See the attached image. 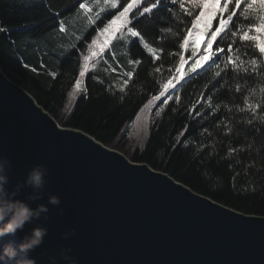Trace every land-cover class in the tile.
<instances>
[{"label": "trees", "instance_id": "trees-1", "mask_svg": "<svg viewBox=\"0 0 264 264\" xmlns=\"http://www.w3.org/2000/svg\"><path fill=\"white\" fill-rule=\"evenodd\" d=\"M84 1L0 0V26L6 30L0 33L4 74L27 90L61 126L82 130L131 161L167 173L224 206L264 216V76L234 79L229 72L223 83L215 77L214 67L207 68L196 79L192 76L168 87L165 96L171 94V99L167 104L162 97L146 109L148 100L159 95V85L167 83L170 70L172 76L179 74L175 71L179 56L172 54L181 51L179 33L173 34L178 21L169 18L165 4L152 20L137 24L145 41L156 49L155 56L133 38L126 50L141 63L126 65L132 76L123 77L103 63L101 69L86 74L75 96L79 91H73L75 81L83 58L89 55L88 45L93 39L100 42L101 36L97 38L93 27L87 41L61 55L51 35ZM250 22H256L254 16ZM248 23L241 19L237 27L246 29ZM194 35L183 50L186 61ZM196 48L199 55L203 48ZM245 50L258 61L264 59L254 48ZM245 97L256 106L255 116L247 110ZM161 107L164 110L156 116Z\"/></svg>", "mask_w": 264, "mask_h": 264}, {"label": "water", "instance_id": "water-1", "mask_svg": "<svg viewBox=\"0 0 264 264\" xmlns=\"http://www.w3.org/2000/svg\"><path fill=\"white\" fill-rule=\"evenodd\" d=\"M75 132L105 147L82 130L61 126L0 67V158L12 165L7 191L15 192L33 167L43 165L42 199L28 201V188L15 199L49 209L0 238V247L19 245L41 226L47 235L30 253L36 264L53 257L64 264V249L76 264H264V216L224 206L116 149L101 152ZM49 195L60 205L48 204Z\"/></svg>", "mask_w": 264, "mask_h": 264}, {"label": "snow or ice", "instance_id": "snow-or-ice-1", "mask_svg": "<svg viewBox=\"0 0 264 264\" xmlns=\"http://www.w3.org/2000/svg\"><path fill=\"white\" fill-rule=\"evenodd\" d=\"M118 4L121 5L122 10H118L112 15V18L99 30L97 38L113 32L114 26L119 22L124 27L121 37H124L126 32L127 37L139 38L138 43L148 53L155 56L156 49L150 47L149 43L145 41V37L141 29L137 27V24L142 19L152 20L156 11L161 10L162 6L166 4L167 6L163 10L167 12L169 18L178 21L177 32L173 34L179 33L178 48L181 51L172 53L179 56V64L175 66L177 73L180 72V67L187 63L183 50L186 45H190L191 37L201 31L202 27L206 33V40L201 45L203 51L198 55L197 48L190 46L191 55L189 59L191 60V65L189 72L196 73L192 79H196L199 76L197 72L198 66L202 69L204 67H214L216 69L215 77L220 78L223 83L227 82L229 72L233 74L234 79L241 75L264 76V59L258 61L254 56H250L249 51L245 50L254 48L258 50L260 57L264 58V0H123L122 4L121 0H103V5H101L100 0H96L91 6L86 2L80 3L79 9L88 17L89 23L94 24L97 19H100V14L105 11V7L117 9ZM95 8H99V11L93 15ZM252 16L255 17V23L250 22V17ZM241 19L249 22L246 29L243 26L237 27ZM59 30L60 32L65 31V25L62 21L59 24ZM168 30L171 31V29ZM5 31V28L0 26V33ZM158 39L163 40L164 38L160 37ZM96 43V39H93L92 43L88 45L90 54L83 58V63L80 65L79 75L73 89L74 92L82 89L85 76L89 72V62L98 63L99 60L105 59L101 54L102 49H96ZM129 63L138 65L141 61L139 59L130 60ZM32 71H35V69H32ZM156 71H160V68H157ZM125 75L131 77L132 72H127ZM174 81L179 82L176 76L171 75L170 70L167 83L159 85V95H153L144 107L150 109L161 97H164L162 103L167 104L168 100L171 99V94L165 96V93L169 84H173ZM83 91L86 93L87 89H83ZM120 91L123 92L124 89L121 88ZM236 91H240L239 86H237ZM261 91H264V88ZM244 104L247 106V110L255 116L256 106L249 104L246 97L244 98ZM208 106L211 107V104ZM163 110V107H161L156 112V116H160ZM240 111H244V109L242 108ZM248 122L251 123V119ZM184 134V132L181 133V135ZM179 142L178 137L177 143Z\"/></svg>", "mask_w": 264, "mask_h": 264}, {"label": "clouds", "instance_id": "clouds-1", "mask_svg": "<svg viewBox=\"0 0 264 264\" xmlns=\"http://www.w3.org/2000/svg\"><path fill=\"white\" fill-rule=\"evenodd\" d=\"M12 165L6 158H0V238L6 235L15 234L19 230H23L26 223L39 220L42 214L48 212L46 205L38 204L36 208H32L30 203L15 199L16 192L22 188L30 189V195L27 200L35 202L43 197V190L46 185L45 177L47 169L43 165L33 167L26 176V179L16 185V191L9 193L7 185L10 182V171ZM60 199L55 195L48 196V204L59 206ZM61 214L62 210H61ZM74 231L71 235H74ZM47 235L44 227L37 226L32 229L31 233L26 235L19 245L9 242L0 247V264H36L32 253L37 247L43 243V238ZM64 239L68 238L65 234ZM70 249H64L60 253L64 264H76V261L69 255ZM50 264H57V260L53 257Z\"/></svg>", "mask_w": 264, "mask_h": 264}, {"label": "rangeland", "instance_id": "rangeland-1", "mask_svg": "<svg viewBox=\"0 0 264 264\" xmlns=\"http://www.w3.org/2000/svg\"><path fill=\"white\" fill-rule=\"evenodd\" d=\"M84 2L89 3V5L91 6L96 2V0H85ZM100 3L101 5H103V0H100ZM118 10H122V8H120L119 5L117 9H108L107 7H105V11L100 14V19H97L94 24L89 23L88 17L85 16V14L81 9L78 8L77 10H75L72 14H70L69 16H67L65 19L62 20V22L65 25V31L60 32L58 28V33L54 32L51 35L52 38H54L55 41H57L56 46L58 48V54L65 55L71 50L77 48L80 42L87 41L86 38L92 31L93 27H95L96 32L98 34L99 30L103 28L104 24L107 23V21L112 18V15L116 13ZM98 11L99 8H95L93 10V15L95 14V12ZM201 29L203 28L201 27ZM121 32H124V27L122 23L118 22V24L114 26L113 32L106 33L104 36H101L100 42L97 41L95 47L96 49H102L101 54L105 57V59L99 60V58H97V60H99L98 63H92L90 61L89 72L94 70L97 71L101 69L102 68L101 64L104 63L106 66H109L113 72L115 73H117L116 71L121 72V75L123 77H127L125 75L128 72L126 65H133V63H129L130 60L135 61L130 58L126 50L130 42L133 40V38L127 37L126 32L124 37H121ZM201 33L205 34L201 30L200 32L196 33V35H199ZM196 35L192 38L193 44L195 47H202L201 46L202 42L206 40V37L204 36L200 37ZM91 37H88V40H90ZM46 45L48 47L50 46L48 43ZM190 65H191V60L187 61V63H185L182 66L177 76L178 81L184 79L187 76V74L189 73ZM199 67L200 66H198L197 68ZM176 84L177 82L174 81L173 84H169V87H174L176 86ZM80 91L81 89L77 91L75 96L79 95Z\"/></svg>", "mask_w": 264, "mask_h": 264}, {"label": "bare ground", "instance_id": "bare-ground-1", "mask_svg": "<svg viewBox=\"0 0 264 264\" xmlns=\"http://www.w3.org/2000/svg\"><path fill=\"white\" fill-rule=\"evenodd\" d=\"M75 133H77V136L81 137V140L83 142H85L88 145H91V147L96 148L97 150H99L101 152H104V153L112 152L111 148H109V147L106 148V146L104 147L103 145L98 143L95 139L91 138L90 136H87V135H84V134H80L78 132H75Z\"/></svg>", "mask_w": 264, "mask_h": 264}]
</instances>
